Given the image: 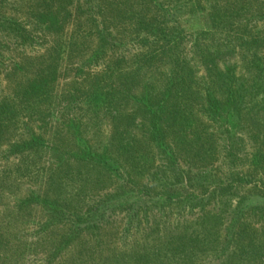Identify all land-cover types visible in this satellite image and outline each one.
Instances as JSON below:
<instances>
[{"label": "trees", "instance_id": "1", "mask_svg": "<svg viewBox=\"0 0 264 264\" xmlns=\"http://www.w3.org/2000/svg\"><path fill=\"white\" fill-rule=\"evenodd\" d=\"M84 1L44 0L34 6L33 0H8L0 4V79L5 81L3 85L0 80V139L13 122L24 131L11 144L15 152L49 147L64 161L91 163L122 176L120 158L109 152L110 146L115 140L122 146L123 141L130 145L131 140L141 138L146 151L159 150L167 161L168 169L163 168L164 162L153 169L152 182L162 180L163 171L175 180L189 174L195 184L208 189L200 193L159 186L156 190L134 180L131 195L165 196L178 204L193 198L203 213L205 205H213L211 217L223 216L231 229L238 219L248 217L252 223L260 221L264 229V0L253 14L245 3L235 0ZM17 3L18 12L10 13ZM197 10L211 14L214 30L188 34L181 29L180 18ZM78 19L85 20L84 28L76 23ZM251 22L258 26L238 33L237 28ZM221 25L227 27L225 32L220 31ZM244 63L249 73L241 70ZM13 67L18 71L13 72ZM69 72L77 74L69 76ZM84 72L94 73L93 86L102 90L80 92L78 85L87 81ZM61 80L73 83L74 88L63 93L67 110L56 119L55 83ZM92 120L96 121L93 126ZM53 122L74 148L48 141L43 128ZM106 123L117 132L105 136L107 140L100 142L106 145L97 152L90 134L104 136ZM179 133L184 140L166 138ZM176 144L188 148V155L195 153L203 167L187 162L183 170L177 164ZM246 161L248 170L237 175L222 171L227 163L236 166ZM230 185L249 186L254 192L233 204L226 191ZM111 198L116 195L108 194L102 201L106 205L89 208L82 215L68 214L58 200L47 203L49 219L67 224L69 231L56 238L58 246L45 264H60L64 251L85 240L88 231L98 236L111 224V217L106 221L102 210H107ZM32 200L33 196L22 205ZM226 200V210L215 208ZM133 202L131 217L139 219L136 205L140 199ZM163 221L165 217L155 223ZM6 237L7 232L0 231V243ZM88 245H80L68 264H89L94 252L103 250L98 243ZM172 251L168 249L166 257ZM256 253L264 257V247Z\"/></svg>", "mask_w": 264, "mask_h": 264}, {"label": "rangeland", "instance_id": "2", "mask_svg": "<svg viewBox=\"0 0 264 264\" xmlns=\"http://www.w3.org/2000/svg\"><path fill=\"white\" fill-rule=\"evenodd\" d=\"M7 1L0 0V4H5L4 2ZM235 1L238 4L245 3L243 6L248 7L249 14L255 13V9L260 8L256 7L260 4V0ZM42 2L44 0H33L32 4L40 6ZM84 2L83 0L82 4ZM16 5L8 11L10 13L18 12L15 9L18 10L20 7L18 3ZM108 15L113 18V14ZM77 22H80L79 27L84 28L85 20L78 19ZM256 26L258 25L251 22L237 30L243 35L246 28L248 30ZM180 27L186 33L191 34L200 31L209 32L214 30L215 25L208 11L197 10L183 15L180 18ZM226 28L225 25H221L220 31L225 32ZM235 37L241 39L239 35H235ZM81 52L79 51L78 54ZM84 55L90 56L89 52H84ZM248 67L244 63L241 70H246L249 73ZM23 68L28 70L29 65L24 63ZM12 71L18 70L13 67ZM67 74L71 76L77 72ZM84 74L87 81L78 85L80 92L83 90L87 92L91 89L102 90L93 86L94 73L84 72ZM0 80L4 85L5 81L2 78ZM71 85L74 86L73 83H66L64 80L55 83L56 119L59 115H64L67 110V101L63 100L65 96L63 93L72 91L74 87ZM95 122L92 120L91 125L93 126ZM54 123L45 125L44 136H48L50 142L56 141L61 146L69 144L66 148H74V144L67 142L69 139L63 137L62 128H57ZM30 126L33 130L41 133L35 123H30ZM16 127L17 125L12 122L10 130L3 133V138L0 139V231L5 230L8 239L0 243V264H45L46 258L55 252L58 246L56 238L69 230L67 224L49 219L50 206L47 203L58 200L62 204L61 208L68 214L82 215L89 208L94 210L106 205L102 201L108 194H114L116 198H111L108 201L107 210H105L106 208L102 210L107 213L105 220L108 221V218L111 217L109 220L112 223L99 232L98 236H92L88 231L85 240H79L73 244L72 248L64 251L62 254L64 259L60 264H68L72 261V257L76 256L80 245L93 246L95 243L100 244V248L103 250L95 251L92 255L93 259L88 262L89 264H101V260L103 264H176L175 260L181 264L264 263V257L258 256L259 253H256L260 247H264V229L263 226H260V221L252 223L249 221V217L240 218L235 229H231L223 216L211 217L209 213L213 210V205H205L206 211L203 213V207H200L198 205L200 203L193 198H188L189 200L186 202L178 204L175 199L165 196L158 199L136 193L132 194V197L131 193L134 192L132 191L134 188L132 181L134 180L141 184L147 183L156 190L159 186H175L173 188L178 190L184 189L187 192L196 190L200 193L208 189L202 184H195L189 174L182 179L175 180L169 172L163 171L162 180L152 182L153 169L163 162L165 164L163 168L168 169L167 161L159 150L146 151V143L144 144L141 138L131 140L130 145L123 141L122 146H119L115 140L114 145L110 146L109 152L120 158L119 170L122 176H119L91 163L64 161V158H60L59 152L54 153L49 147L27 152H15V148L11 147V144L19 137L20 133H24L22 128ZM102 129L104 136H100V138L93 133L90 134L92 148L97 152L103 150L106 144H101L100 141L107 140L105 136L112 132L113 127L112 124L106 123ZM91 130H93L92 127ZM114 132H117L116 128H114ZM173 137L177 140L185 138L180 133L169 134V137L166 138L171 140ZM95 145L100 147L96 148ZM176 148L177 164H180L183 170H186L187 162L193 165V162H199L200 167H203L202 161L194 157L195 153L188 155V148L183 150V146L180 144H176ZM247 166H249L247 161L236 166L227 163L222 167V171L237 175L240 170H248ZM178 168L179 166L176 167V170ZM194 168L198 170L196 167ZM226 191H228L233 204L242 196H251L254 192L251 187H242L241 185H230ZM31 196L35 200L22 205V201L30 199ZM136 198L140 199V204L136 205L139 219L131 217L132 208L135 206L133 201ZM227 202V200L223 201V203L215 205V208L217 210L224 208V204ZM162 217H165V221L155 223V220L160 222ZM204 222L207 226L204 225ZM255 229H259L261 232L258 233L254 231ZM204 233L207 234L206 237H204ZM168 249H173V251L169 252L166 257Z\"/></svg>", "mask_w": 264, "mask_h": 264}]
</instances>
